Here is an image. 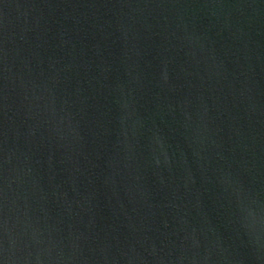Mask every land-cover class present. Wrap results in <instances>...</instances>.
I'll use <instances>...</instances> for the list:
<instances>
[{
  "label": "water",
  "instance_id": "95a60500",
  "mask_svg": "<svg viewBox=\"0 0 264 264\" xmlns=\"http://www.w3.org/2000/svg\"><path fill=\"white\" fill-rule=\"evenodd\" d=\"M0 264H264V0H0Z\"/></svg>",
  "mask_w": 264,
  "mask_h": 264
}]
</instances>
